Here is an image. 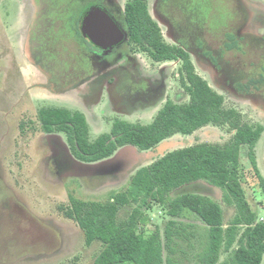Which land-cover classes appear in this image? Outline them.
I'll return each instance as SVG.
<instances>
[{
  "label": "rangeland",
  "instance_id": "374dc122",
  "mask_svg": "<svg viewBox=\"0 0 264 264\" xmlns=\"http://www.w3.org/2000/svg\"><path fill=\"white\" fill-rule=\"evenodd\" d=\"M124 1L127 0H123V3ZM153 1L148 0L149 10L152 17L158 21L151 10ZM205 1L204 13L209 21L207 26L212 28V31L223 29L229 26L232 20L241 18L240 13H234L237 11L234 0ZM246 1L253 6L264 7V0ZM17 6L21 10L23 0H0V264H92L103 245L100 242L87 245L82 228L75 220L65 216V209L70 206V195L83 200L105 201L111 192L127 190L133 174L139 168L151 164L167 152L204 142L222 145L232 140L236 132L229 125L208 124L190 135L176 134L151 149L154 155L150 159L130 170H125L123 164L111 166L107 163L97 168L91 166L97 162L75 158L66 135L54 132L57 139L65 143L63 149L71 162L69 165L64 161L69 165L70 172L59 173L52 162L55 155L51 146L53 142L49 138L52 136L42 130L39 119V110L44 104L83 112L88 118L91 140L109 133L116 119L148 124L167 100L178 104L190 100L179 74L183 62L175 60L156 63L147 52L138 48L130 51V59L141 63V70L145 75L159 79L163 77L160 72L164 71L168 88L163 97L150 102L139 101L133 109H116L114 106L115 101L111 97L113 85L122 78L121 76L117 79L118 73L116 78H112L110 83L105 85L102 95L96 97L97 99L92 96L89 98L85 91L80 95L74 91L55 96L46 89L39 88L44 85L38 84L39 73L32 65L24 64V67L20 68L26 59L21 50L22 35L16 33L19 28H27L26 22H29L30 17L27 11L30 10L27 9L22 21L16 14ZM255 22L264 25V14ZM158 23L164 39L171 43L166 26L160 21ZM261 28L264 31V26ZM10 45L15 51L8 54ZM191 60L195 72L217 93L223 95L224 107L238 111L241 123L264 127V112L257 105L216 86L208 74L206 65L196 63L192 55ZM128 68L135 71L133 63ZM86 104L90 110L91 107L94 109L93 113H90ZM263 143L264 131L254 151L257 167L264 178ZM239 173L252 209L258 213L259 220L264 221V190L249 160L248 145H242L240 148ZM204 186L207 189H204ZM198 187L221 204L224 208L225 223L228 224L236 214V207L225 201L224 190L206 182ZM139 205L140 203L123 207L119 212V219H126ZM164 208L166 207L156 201L151 202L150 208L144 206V215L138 225L139 232L148 236L159 228L164 233L170 218ZM184 221L198 225L199 232L205 231V224L197 217L193 216ZM176 243L177 253L174 257L181 264H198V252L201 250L198 239L179 237ZM226 255H222V260Z\"/></svg>",
  "mask_w": 264,
  "mask_h": 264
},
{
  "label": "trees",
  "instance_id": "16d2710c",
  "mask_svg": "<svg viewBox=\"0 0 264 264\" xmlns=\"http://www.w3.org/2000/svg\"><path fill=\"white\" fill-rule=\"evenodd\" d=\"M125 22L133 42L154 47L155 60L182 58V71L189 81L185 87L190 94L189 102L168 101L153 122L146 125L118 119L110 133L95 140L89 137L90 126L83 112L42 108L39 119L45 132L64 133L74 156L86 162L107 159L125 145L151 150L175 134L190 135L208 124L229 125L237 132L222 145L204 142L167 152L139 168L127 190L111 192L105 201L70 195L65 216L82 228L87 245L94 242L103 245L92 264H181L174 257L179 237L198 239L201 245L198 264H262L264 221L259 220L250 205L239 166L240 148L248 145L249 160L264 190V178L254 152L264 127L241 123L236 110L224 107V97L195 72L188 53L166 43L148 0L129 2ZM200 180L223 189L225 201L236 207V214L228 224L221 204L198 187ZM152 201L165 206L170 218L164 233L157 228L146 236L139 232L138 225L144 215L142 208H150ZM138 203L126 219H119L123 207ZM193 216L205 224L204 232L198 231V225L184 221ZM223 254L227 255L222 260Z\"/></svg>",
  "mask_w": 264,
  "mask_h": 264
},
{
  "label": "flooded vegetation",
  "instance_id": "af4514ba",
  "mask_svg": "<svg viewBox=\"0 0 264 264\" xmlns=\"http://www.w3.org/2000/svg\"><path fill=\"white\" fill-rule=\"evenodd\" d=\"M131 1L123 3V0H23L22 9L19 10L17 6L16 14L23 21L22 17L29 8L27 15L30 17L29 22H26L27 28H19L16 33L22 35L21 50L26 59L20 68H23L24 64L32 65L39 73L38 84L44 85L39 88L46 89L55 96L74 91L80 95L85 91L89 98L92 96L95 99L102 95L105 85L109 84L112 78H116L118 73L117 79L121 76L122 78L113 85L111 95L116 109H133L139 101L150 102L163 97L168 90L164 71L160 72L163 77L159 79L145 75L141 70V63L132 61L129 52L138 48L147 52L156 63L182 58L157 61L151 54L155 51L153 46H143L131 40L130 29L125 22L126 8ZM234 1L237 9L234 13H240L241 18L235 21L233 17L234 20L229 26L216 31L207 26L209 21L204 13L205 0H154L151 10L166 21L164 25L171 39V43L166 42L167 44L182 49L188 53L190 59L192 55L196 63H204L216 86L234 96L252 101L264 112V31L261 28L264 25L255 22L264 14V7L253 6L246 0ZM93 9L102 10L112 17L125 37L117 43H111L112 38L106 41L101 37L86 21L87 15ZM14 51L10 45L8 54ZM131 63L135 71L128 68ZM179 74L185 88L189 81L186 73L182 71V66ZM168 101L172 100H167L165 104ZM86 105L90 113H93L94 109L89 106L91 111L88 104ZM48 107L55 106L44 104L42 108ZM238 115L241 118V115ZM234 130L237 132V129ZM47 134L52 136L49 137L55 150L52 162L58 172H70L71 162L63 149L65 143L57 139L54 132ZM71 153L73 154L72 150ZM205 182L198 181L201 185ZM204 189H207L206 186Z\"/></svg>",
  "mask_w": 264,
  "mask_h": 264
},
{
  "label": "water",
  "instance_id": "95a60500",
  "mask_svg": "<svg viewBox=\"0 0 264 264\" xmlns=\"http://www.w3.org/2000/svg\"><path fill=\"white\" fill-rule=\"evenodd\" d=\"M155 15L162 24H166V21H164L162 16L158 14ZM86 21L89 22L91 28L97 31L101 37L106 39V41H109L108 38H112L113 41L111 40V43H117L125 37L114 19L102 10H91L86 17ZM112 34H114V37H112ZM152 155H154V153H151L150 150L142 151L134 145H126L118 149L112 157L101 160L91 166H95L97 168L107 163L111 164V166L123 164V168L125 170H130L135 168L138 164L150 159Z\"/></svg>",
  "mask_w": 264,
  "mask_h": 264
},
{
  "label": "crops",
  "instance_id": "0c3cea01",
  "mask_svg": "<svg viewBox=\"0 0 264 264\" xmlns=\"http://www.w3.org/2000/svg\"><path fill=\"white\" fill-rule=\"evenodd\" d=\"M142 151H145V150H142Z\"/></svg>",
  "mask_w": 264,
  "mask_h": 264
}]
</instances>
